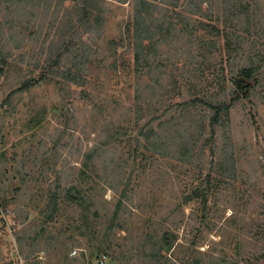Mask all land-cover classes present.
Returning <instances> with one entry per match:
<instances>
[{
    "label": "rangeland",
    "instance_id": "374dc122",
    "mask_svg": "<svg viewBox=\"0 0 264 264\" xmlns=\"http://www.w3.org/2000/svg\"><path fill=\"white\" fill-rule=\"evenodd\" d=\"M241 1L251 6L258 27L247 48L254 37L264 41V0H205L203 7L215 23L233 25L225 24L228 6ZM55 4L47 10L45 0H28L16 13L0 5L7 59L0 74V264H97L102 253L106 264H264V79L255 106L232 109L228 127L217 130L214 152L206 151L203 160L137 150L146 121L137 123V100L145 114H162L155 125L173 116L172 129L184 130L194 120L188 111H165L170 100L175 105L188 93L173 90L171 75L177 79L195 63L190 39L174 32L160 47L166 68L138 75L133 4L107 0L104 33L84 35L92 47L86 85L40 79L30 60L41 39L30 33L47 30ZM222 42L227 66L232 52ZM31 79L34 84L21 91ZM97 145L84 171L85 155ZM223 161L233 168L230 175ZM73 185L86 195L79 204L65 195ZM57 190L58 211L49 220V195ZM162 239L159 262L149 250Z\"/></svg>",
    "mask_w": 264,
    "mask_h": 264
},
{
    "label": "trees",
    "instance_id": "16d2710c",
    "mask_svg": "<svg viewBox=\"0 0 264 264\" xmlns=\"http://www.w3.org/2000/svg\"><path fill=\"white\" fill-rule=\"evenodd\" d=\"M25 1L28 0H0V5L6 2L11 8L15 7L11 12L16 13ZM53 1L45 0L49 4L47 10ZM64 1L56 0V10L45 32H42L43 27L39 26V31L30 33L35 35L36 39H41L40 49L37 54L31 56L30 63L35 70L40 71V79L54 76L84 87L88 80L86 72L92 55V47L84 40V35L101 36L104 33L107 0H69L70 4L67 6ZM116 1L133 4L130 28L133 67L138 75H142L147 68H166L162 64L163 53L160 47L174 32H184L190 39L191 58L196 60L195 63L190 61L186 64L177 73V79L174 73L171 75L174 77L173 83H176L173 90L182 91L179 92L181 94L183 89H186L188 93L175 105L170 100L165 110L175 108L180 112L188 111L187 114L193 117V122L184 130H179L180 127L172 129L171 116L155 125V121L161 118L162 114H157V110H150L145 114L144 107L137 100V123L146 117L145 125L139 131L143 140L139 135L136 137L137 150L144 147L145 151L153 155L170 154L174 151L179 160H203L206 151L214 152L217 130L228 127L232 109L238 105L254 107L260 93L258 87L264 79V41L258 42L254 37L250 47L246 48L245 45V42L251 39L253 31L258 28L256 17L251 13V6L243 4L242 1L232 3L228 6L229 16L225 24L229 23L227 19L234 24L221 26L214 22V17L208 13L210 10L203 7L205 0H187L184 5L181 0ZM182 7L185 10H182ZM223 39L226 51H231L232 54L234 52L227 57L229 61L232 59L227 66L224 65V50L221 46ZM5 48L0 33V74L4 71L3 65L7 63ZM190 77L199 78L198 81L192 82ZM203 79L209 80L205 87H200ZM34 81L27 80L21 91L28 89ZM97 151L98 145L86 153L87 160H83L84 171L90 167L93 161L91 159ZM219 165L225 170L224 174L230 175L226 171H232L231 166H227L225 161ZM60 195L59 190L49 195L46 207L49 220H52L58 211ZM65 195L78 204L86 200V195L78 185L69 186ZM121 203L122 198L116 206L115 216ZM162 241L163 239L155 243L149 250L152 259L159 262L163 257ZM164 241L171 247V242L166 238Z\"/></svg>",
    "mask_w": 264,
    "mask_h": 264
},
{
    "label": "built area",
    "instance_id": "2783aa9c",
    "mask_svg": "<svg viewBox=\"0 0 264 264\" xmlns=\"http://www.w3.org/2000/svg\"><path fill=\"white\" fill-rule=\"evenodd\" d=\"M39 254V256H38V258L39 259H42L43 257H44V252L43 251H41V252H38ZM77 254V249H74L73 251H72V255H76ZM107 260H108V255L107 254H105V253H102V254H100V256H99V259H98V262H97V264H106L107 263Z\"/></svg>",
    "mask_w": 264,
    "mask_h": 264
}]
</instances>
